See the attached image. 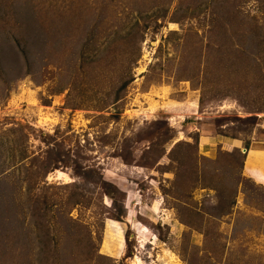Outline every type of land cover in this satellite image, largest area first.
<instances>
[{
    "label": "rangeland",
    "instance_id": "rangeland-1",
    "mask_svg": "<svg viewBox=\"0 0 264 264\" xmlns=\"http://www.w3.org/2000/svg\"><path fill=\"white\" fill-rule=\"evenodd\" d=\"M211 3L0 0L1 45L7 38L13 44V35L27 37L15 22L31 10L47 18L48 24L40 22L43 31L56 32L59 39L48 64L39 44L30 49L31 74L12 83L10 92L0 83V145L7 170L4 188L15 191L18 200L25 199L31 185L33 193L42 192L27 175L32 160L46 164L58 158L57 151L69 164L59 162L56 170L50 164L46 183L77 182L92 191L87 195L94 207L80 206L70 215L101 233L99 251H71L68 237L62 239V252L69 261L77 259L72 264H264V163L256 165L250 152L264 143V62L256 67L264 53L251 43L249 27L244 34L228 26L231 40H221L225 34L214 9L218 1L214 7ZM242 5L249 22L256 17L264 23V1ZM91 32L100 62L104 58L95 80L80 78L71 60ZM77 76L71 91L69 83ZM129 78L134 80L118 105L102 109L104 91ZM119 109L116 120L112 115ZM155 122H162L166 136H153ZM214 134L233 146L210 150L199 142L194 154L180 145L170 155L177 142L194 144ZM24 149L29 158L17 163ZM238 152L246 157L243 167ZM83 168L97 171L89 183L79 173ZM237 176L241 182L235 189ZM102 177L123 190L116 197L127 217L107 218L99 227L95 212L115 211L101 188ZM233 197L235 205L228 206L225 199ZM24 239L10 250L14 260L37 264L36 240L23 251ZM11 254L5 253L4 260L10 261Z\"/></svg>",
    "mask_w": 264,
    "mask_h": 264
},
{
    "label": "trees",
    "instance_id": "trees-1",
    "mask_svg": "<svg viewBox=\"0 0 264 264\" xmlns=\"http://www.w3.org/2000/svg\"><path fill=\"white\" fill-rule=\"evenodd\" d=\"M217 1V6L214 8L218 11L216 17V20L218 21L217 25L219 24L220 26L219 31L222 30L225 34V37L221 40H231L228 33V26L232 28L231 30H234L237 33L240 30L241 33L244 34L246 28L249 27L251 31L249 33L251 43L256 45L258 53H264V23H260L259 21L261 20L256 17H251L252 19L250 20H253V23L249 22V14L242 9V4L248 2L249 0H244V3H242L241 0ZM255 1L257 4H263L264 0ZM212 2L213 3H211L210 6L214 7L215 0H212ZM181 13L183 15H187L186 12L182 11ZM194 14L195 13H192L193 16H191V18L197 17ZM218 15L222 17L219 18ZM19 16L20 18L17 19L15 23H19L24 30H27L25 31L27 37L22 34L23 38L20 39V36L13 35V41L15 40L13 44H11L10 38H7L2 45L0 44V83H3L4 88L6 87V91L9 92L11 91V89L9 90V87L12 86V83L19 81L20 78H23L28 74H31V66L33 64V60L31 58L33 54L30 49H34L36 46L38 48V45L40 44L42 48V56L40 57L46 64H48L47 62L51 60L50 56L52 54V48L57 44V42H59L56 32L50 30L43 31L44 29L41 27L40 22L42 21L43 24V20L48 24L47 18H43V20H41L42 18H40L33 10L19 14ZM165 16L162 17L165 18ZM155 19L157 21L159 18L157 17ZM262 21L264 22V20ZM173 22L179 23L180 21ZM29 24L30 26L28 27ZM148 27H150V23L145 25V29ZM92 33L93 32H91V34ZM94 35L95 34L93 33L90 37H88L87 42L83 43L78 48V51H73L71 53V60L74 66H76V68L80 71V73H78L79 76L82 75L83 78L89 80H95V78L101 75L100 73H97V69L104 61L103 58L102 62H100L102 57H100L98 52V50H100L98 45H94ZM25 37L27 38V41ZM255 40L256 42H254ZM65 42L67 43V41ZM224 42L220 44V47L225 44ZM94 47L98 49V53L94 50ZM219 50L220 48L217 50L218 54ZM244 53L246 54V52H243L242 57L244 56ZM261 57H264V54L261 55ZM258 59L256 67L259 63L257 68L260 69V65L264 62V58ZM34 62H36V59ZM107 65H109V63H107ZM6 66L7 69L11 67H13V69L8 72L5 69ZM92 71L95 73L92 74ZM79 76L75 77V80L73 79V81L69 83L71 91L76 89L79 82ZM133 80V78L122 79L121 82L111 91H104L103 96L99 97L103 101L102 109H107L112 105L117 106L124 98V95ZM95 91H92L91 97H96L98 93H95ZM71 93H69V97L72 96ZM120 116L121 111L119 109L114 115H112V118L118 120L120 119ZM154 124L156 125L153 135L154 137L157 136L160 138L167 135L166 133H162V126H160L162 122H155ZM166 140L167 139L165 138L163 142L165 143ZM199 142V137L198 141L194 144H182L181 141L177 142L175 147L171 149L170 155H172L175 149L180 147V145H186L188 151L191 152L192 150V153L194 154L195 146H198ZM2 145L3 144L0 145V264L2 262H4V264L18 263L14 260L15 255L11 254L12 252H10V250L18 248V241L21 240V238H25L22 246L23 251H25V248L28 249V245L33 242L32 240H36L34 244L36 245L37 250L33 254V261L35 260L37 264H72L73 261L77 260L75 258L73 261H69L66 256L67 253L62 252L63 247L61 240L66 239L67 237L70 242V246H72L71 251L78 249V251L81 252L79 249L84 248L86 249V252L88 251L87 249H89L86 253L87 255L97 253L99 251V243L101 242V233L97 229H95L96 231L92 230L91 227L83 224L80 219H76L70 215L73 209L80 206H83L86 209L94 207L91 206V198L87 195V192L92 193V191L77 182L58 186L52 184L48 185L46 183V177L51 169H59V162L68 165V160L63 158V156H59L60 151L56 152L58 158L53 157L46 164L45 161L37 162L38 159H33V166L26 169L27 175L30 176L31 181H34V184L38 185V187L40 186L42 192L33 193L32 189L34 186L31 185L27 191L28 193L24 194L25 199L18 200V195H15V191L4 188L7 181L3 180L2 177L4 178L7 176V170L5 167L6 160H3V157L1 156ZM238 155L240 156V166L243 167L246 157L240 152H238ZM233 156L236 159L234 154ZM28 158L29 155L24 149L22 150V155L17 163H23V161ZM50 164H53L51 169L49 167L51 166ZM83 169L79 170V173L83 175L85 181H87L86 183H89L96 175L97 171L96 169L91 168ZM236 178L235 189L238 188V184L241 182V180L238 179V176ZM101 188L103 189L104 194L112 199V206L115 211L112 213V210L96 211L95 215L99 217V227H104L105 219L107 218L116 221H123V219L127 217V213L125 212L123 204H119V201H122V199L116 197L122 194L123 190L120 189L117 184L108 181L104 177L101 178ZM58 190L66 192V195L63 197L61 193L59 194ZM225 202L228 206H234L236 203L235 197H233V199L226 198ZM94 205L99 207L95 203ZM93 234L96 235V238H94ZM5 253L12 255V259L10 261L4 260L3 255ZM90 262L91 261H89V263ZM80 263L87 264L85 261L79 262L78 264ZM29 264L35 263L30 261Z\"/></svg>",
    "mask_w": 264,
    "mask_h": 264
},
{
    "label": "crops",
    "instance_id": "crops-1",
    "mask_svg": "<svg viewBox=\"0 0 264 264\" xmlns=\"http://www.w3.org/2000/svg\"><path fill=\"white\" fill-rule=\"evenodd\" d=\"M204 137L205 136L200 137V142L202 143V144L200 143L201 147H205V148L210 149V150H212L213 147L217 146V145L233 146L232 145L233 143L231 142L232 140L228 139L227 137L221 136V135H215L214 134V135H211L209 137H205V138ZM203 140H205V141H203ZM261 144H259L260 146L258 145L257 148H255L254 150L250 151L256 155V159L255 160L253 159V160H254V162L257 163L256 165H259V166H261L264 163V143H261ZM234 146H236V145H234ZM247 163H248V161H247Z\"/></svg>",
    "mask_w": 264,
    "mask_h": 264
}]
</instances>
